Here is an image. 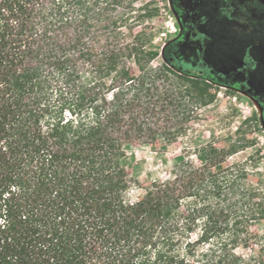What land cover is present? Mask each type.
<instances>
[{
	"label": "trees",
	"instance_id": "16d2710c",
	"mask_svg": "<svg viewBox=\"0 0 264 264\" xmlns=\"http://www.w3.org/2000/svg\"><path fill=\"white\" fill-rule=\"evenodd\" d=\"M137 1L0 0V264H264L237 252L264 193L210 143L124 200L125 144L186 136L227 85L173 43L155 64Z\"/></svg>",
	"mask_w": 264,
	"mask_h": 264
},
{
	"label": "rangeland",
	"instance_id": "374dc122",
	"mask_svg": "<svg viewBox=\"0 0 264 264\" xmlns=\"http://www.w3.org/2000/svg\"><path fill=\"white\" fill-rule=\"evenodd\" d=\"M177 1L136 2V7L148 5V9L154 10L153 16L146 18L141 28L151 34L150 47L159 53L155 64L164 62L162 48L181 33L182 23L175 7ZM256 2L264 6V0ZM225 4V1L211 4L209 0L195 4L203 25L208 19L207 14L218 13L217 20L212 19L210 26L213 37L210 48L204 44L199 52V44L188 41L178 48H171L168 54L180 56L179 65L207 77L213 69L220 83L227 85L213 83L216 99L197 110L186 136L170 144L162 141L125 144L122 165L129 181V188L123 194L126 203L135 202L151 183L171 178L180 159H187L196 166L202 164L196 151L208 143L218 154L225 156L219 169L229 166L245 169L250 174V184L264 193V106L238 89L240 86L256 89L259 85L258 89H264L260 83L264 78V9L261 12L244 11L243 3H240L239 17H225L219 15L226 11ZM237 66L242 72V80L231 77L227 80V73ZM250 233L249 247L239 249V255L264 251V220L252 222Z\"/></svg>",
	"mask_w": 264,
	"mask_h": 264
},
{
	"label": "flooded vegetation",
	"instance_id": "af4514ba",
	"mask_svg": "<svg viewBox=\"0 0 264 264\" xmlns=\"http://www.w3.org/2000/svg\"><path fill=\"white\" fill-rule=\"evenodd\" d=\"M209 1L211 2V4H213V2L218 3L219 1H222V2L225 1L226 2L225 6L227 9L225 12L223 11V12H220L219 14L225 17H233V18L236 16L239 17L241 14L240 12L241 4L240 3H243V7L245 8L244 11L251 10L254 12L255 11L261 12V10L264 9V6L259 5L256 2V0H209ZM198 2H200V0H178L177 1L175 7L177 8V14L179 15V19L181 20V23H182V30H181L179 37H177L174 41H172L173 43L172 48H178L182 44L187 43L188 41H195L197 44H199V47H198L199 52L203 49L204 44L206 46H209L210 48L211 39H213V37L210 36L211 35L210 26L212 24V19L217 20L215 16H217L218 13L216 14L214 13L215 15L214 14L211 15V13L207 14L208 19L205 21L203 25L201 22V18L198 16V13L195 9V4H197ZM171 56H173L176 62H178V57L180 56L178 57L177 55L176 56L171 55ZM230 70L231 71L228 72L226 76L227 80L230 79V77L236 78V80L237 79L242 80V77H243L241 74L242 72L238 69V66L235 67V69L232 68ZM215 74L216 73H214V70L211 69L209 72V76L219 81L218 77ZM262 74L264 75V70ZM260 81L263 82V83L262 82L260 83L264 87V78L261 79ZM259 87L261 86L259 85L258 87H255L256 89L254 88L249 89L247 87L240 86L238 89L240 91L242 88L245 90H248L250 94L245 93L243 91L241 92L259 101L260 105L264 106V89H258Z\"/></svg>",
	"mask_w": 264,
	"mask_h": 264
}]
</instances>
